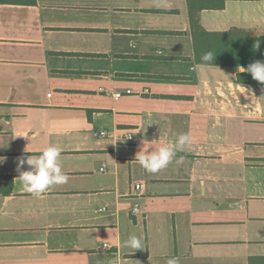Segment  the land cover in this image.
Here are the masks:
<instances>
[{"label": "crops", "instance_id": "obj_1", "mask_svg": "<svg viewBox=\"0 0 264 264\" xmlns=\"http://www.w3.org/2000/svg\"><path fill=\"white\" fill-rule=\"evenodd\" d=\"M199 18L264 36V0ZM237 74L196 63L188 0H0V264H264V86ZM49 145L69 180L35 197L17 159Z\"/></svg>", "mask_w": 264, "mask_h": 264}, {"label": "clouds", "instance_id": "obj_2", "mask_svg": "<svg viewBox=\"0 0 264 264\" xmlns=\"http://www.w3.org/2000/svg\"><path fill=\"white\" fill-rule=\"evenodd\" d=\"M259 47L260 45L257 41L253 48L258 50ZM215 57L216 54L209 51L204 53L200 59L202 63L207 64L213 62ZM237 72H247L251 74L255 81L264 85V61L257 60L249 64L247 68L239 66ZM190 144L191 137L188 134H181L174 142L162 145L151 152L148 151L149 148L145 149L144 145L135 158L146 172L157 173L172 162L177 151L183 150L185 146ZM4 160V157H0V164L4 163ZM25 164L29 166V170L22 171L21 169ZM17 172L19 173L17 179L20 181L23 190L35 197L41 196L53 186L66 184L69 180L68 175L62 170L61 151L55 145H49L39 155L18 158ZM133 211H138V209H133ZM123 246L141 250L143 247L142 238L131 235L123 242ZM166 264H179V262L177 258L172 257L166 261Z\"/></svg>", "mask_w": 264, "mask_h": 264}, {"label": "trees", "instance_id": "obj_3", "mask_svg": "<svg viewBox=\"0 0 264 264\" xmlns=\"http://www.w3.org/2000/svg\"><path fill=\"white\" fill-rule=\"evenodd\" d=\"M227 1L230 0H188L196 63L201 66L247 68L249 64L257 60L264 61V36L256 34L253 30L241 28H232L224 32H209L200 25L199 14L202 10H221ZM257 41L260 47L254 50L253 45ZM209 51L216 54L215 60L207 64L202 63L201 56ZM236 82L251 86H264L255 81L247 72L237 74Z\"/></svg>", "mask_w": 264, "mask_h": 264}, {"label": "built area", "instance_id": "obj_4", "mask_svg": "<svg viewBox=\"0 0 264 264\" xmlns=\"http://www.w3.org/2000/svg\"><path fill=\"white\" fill-rule=\"evenodd\" d=\"M131 93V91H128V94H130ZM121 96V94H117L116 95V97L118 98V97H120ZM106 135V133H101V136H105ZM126 139L129 141V142H132V136H131V134H127L126 135ZM142 187H143V185L142 184H139V183H137L136 185H135V189L136 190H140V189H142ZM133 209H138V211H133ZM132 209V213L133 214H136V213H138L139 212V205H135V207ZM101 211H105V209H102ZM106 246V245H105ZM107 247V246H106Z\"/></svg>", "mask_w": 264, "mask_h": 264}, {"label": "rangeland", "instance_id": "obj_5", "mask_svg": "<svg viewBox=\"0 0 264 264\" xmlns=\"http://www.w3.org/2000/svg\"><path fill=\"white\" fill-rule=\"evenodd\" d=\"M113 235H112V232L110 231L109 233H108V235H107V238L106 239H104V240H102L99 244H98V246L100 245V247H102V243H107V244H111L112 242H113ZM109 252V251H108Z\"/></svg>", "mask_w": 264, "mask_h": 264}]
</instances>
